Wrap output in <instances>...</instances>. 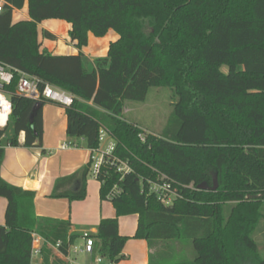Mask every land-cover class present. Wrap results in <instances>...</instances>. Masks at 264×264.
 Segmentation results:
<instances>
[{
  "label": "trees",
  "instance_id": "1",
  "mask_svg": "<svg viewBox=\"0 0 264 264\" xmlns=\"http://www.w3.org/2000/svg\"><path fill=\"white\" fill-rule=\"evenodd\" d=\"M0 1V62L13 78L5 87L12 113L0 130V170L5 148L19 147L21 134L23 147L41 146L45 102L15 93L23 72L73 95L64 108L70 140L96 149L104 128L116 142L114 156L131 169L123 179L112 166L102 170L100 200L118 190L109 199L115 216L99 221L90 256L122 261L127 238L117 221L135 215L133 238L151 247L147 264H264V0ZM24 6L29 19L12 24V10ZM53 19L70 25L78 49L89 32L113 30L119 38L94 62L81 53L52 56L39 51L37 24ZM153 87L176 96L161 136L124 118L125 103L143 102ZM89 168L58 178L50 198L84 200ZM159 176L178 192L172 206L141 192L139 177ZM214 177L215 191L199 189ZM0 198V264H31L33 234L44 242L40 264H69L47 246L60 242L59 253H68L76 237L68 220L38 217L35 193L2 177Z\"/></svg>",
  "mask_w": 264,
  "mask_h": 264
},
{
  "label": "crops",
  "instance_id": "2",
  "mask_svg": "<svg viewBox=\"0 0 264 264\" xmlns=\"http://www.w3.org/2000/svg\"><path fill=\"white\" fill-rule=\"evenodd\" d=\"M28 19L26 6L20 10H12V24ZM37 29V44L40 46V52L45 51L52 56H71L81 53L91 62L105 57L109 45L119 38L117 33L112 30L107 31L103 37H95L89 32L87 34V46L78 49L75 42L69 40L71 28L65 21L59 19L45 20L37 24ZM45 33L53 36L54 40L46 38ZM41 110L43 133L40 148L23 147L24 135L21 134L18 139L19 144H21L19 147L8 146L5 148L0 177L6 183L19 187L23 191L35 193L34 208L38 217L68 220L72 225L71 231L76 236L73 244L75 247L76 238L84 241L81 239V234L84 232L85 224L99 225L101 219L113 217L104 215L101 205L103 201L100 200L99 196V184L96 188L98 193L96 209L88 215H85V210H79L85 201L69 202L66 198H60L58 202L49 200L58 178L70 176L89 164L90 150L86 149L82 139L72 141L66 136V116L63 107L45 102L41 106ZM0 130L2 129L0 128ZM66 145H76V147L62 148ZM86 191L90 192L87 190V185ZM5 206L6 201L0 198V225L3 224ZM133 216L137 222V216ZM119 236L125 237L126 235L122 236L119 232ZM147 245L142 241H134L132 246L138 247V251L135 250L138 255L125 246L126 248L124 247L122 251L124 256L122 261L128 260L125 264H147L151 252V247ZM38 264H40L39 260Z\"/></svg>",
  "mask_w": 264,
  "mask_h": 264
},
{
  "label": "built area",
  "instance_id": "3",
  "mask_svg": "<svg viewBox=\"0 0 264 264\" xmlns=\"http://www.w3.org/2000/svg\"><path fill=\"white\" fill-rule=\"evenodd\" d=\"M2 8V2L0 1V12ZM1 14V13H0ZM19 81L17 83L15 93L21 97L28 98L37 103L47 102L54 105H58L63 108H68L72 105L74 97L70 94L53 88L47 83H45L41 78L35 76H30L25 73H19ZM12 73L10 67L2 62H0V128L4 129L7 125L9 117L12 113L11 111V102L8 95L5 93V87L12 83ZM141 137V136H140ZM98 141L100 144L105 145V149L101 150L100 145L96 149H90V168L89 174L92 175L93 179L98 181L99 177L102 175V170L106 166H112L115 169V172L123 176L130 173L131 169L128 164L124 161H120L117 157L114 156V151L116 147V142L112 140L108 131L104 128H100ZM73 146H64L62 148H73ZM137 181L140 183L141 192H148L149 194L155 195L158 202L164 206H172L174 199L178 198V192L176 188L172 187V184L166 181V177L159 176L156 178V181H151L150 179L144 180L143 178H138ZM118 193V190L113 188V192L107 196L108 199H111L115 194ZM81 239L84 240V247L81 250L82 253L91 255L92 247L94 245L93 234L91 235L88 232H82ZM32 248L30 251L31 264L35 260L40 261V249L43 246V241L36 235H32ZM60 242L54 246H48V249L52 251L56 256L62 257L67 263L75 264L71 260L70 254H76L77 250L72 245L68 249L66 255L59 253ZM96 264H103L102 258L96 259Z\"/></svg>",
  "mask_w": 264,
  "mask_h": 264
},
{
  "label": "rangeland",
  "instance_id": "4",
  "mask_svg": "<svg viewBox=\"0 0 264 264\" xmlns=\"http://www.w3.org/2000/svg\"><path fill=\"white\" fill-rule=\"evenodd\" d=\"M221 70L222 72L227 73L226 67H222ZM148 91L149 93L147 94V97L143 102L125 103L124 118L126 119L127 122L134 124L136 128H140L141 130L145 131L148 134H152L153 136L154 135L161 136L163 135L164 130L170 124L169 121L173 113V107H174L173 104L176 101V96L174 91L168 87H153ZM7 136H9V133H7ZM4 143H5V139L2 142V144ZM100 149L101 150L105 149V145L103 143L100 144ZM98 184L99 183L93 179L92 175L89 174L87 178V190L90 192L89 193L87 192L85 199L81 200V201H85V203L83 204V207L79 208V210H85V215L93 213L94 209H96L95 204H96V199H98V193L96 188ZM58 199L51 198L49 200H51V202H58L59 201ZM81 201H76V202H81ZM101 205L103 206V212L105 216L108 215H111V217L115 216L114 207L112 206L109 199L103 201ZM118 222H119L118 234L120 232L122 236L126 235L125 237L127 238L125 244L126 247H129L135 253V250L138 251V247L132 246L134 241L136 242L142 241L150 246V243L144 239L138 240L133 238L134 235L133 230L136 227V223H137L133 215L125 216L124 218L119 219ZM84 226H85V229L83 230L84 232H88L91 235L96 234L98 225L85 224ZM159 245L162 248L163 244L160 243ZM83 247H84V241L82 242L79 238H76L75 248L77 252L76 254L73 253L70 254L71 260L75 264H95L97 257L93 258L88 254L82 253L81 250L83 249ZM135 254L138 255L137 252ZM102 261L103 264H110L105 262L103 259ZM127 262L128 260H125V261H121L119 264H125ZM33 264H38V259L35 260Z\"/></svg>",
  "mask_w": 264,
  "mask_h": 264
},
{
  "label": "water",
  "instance_id": "5",
  "mask_svg": "<svg viewBox=\"0 0 264 264\" xmlns=\"http://www.w3.org/2000/svg\"><path fill=\"white\" fill-rule=\"evenodd\" d=\"M38 108H39V105L36 104L35 107L33 108V112H32V114L30 116V119L33 118V116H34V114H35V112L37 111ZM199 189L200 190H204V191L205 190L215 191L217 189L216 177H214V179H213V186H211V187H208L206 185L205 186H199Z\"/></svg>",
  "mask_w": 264,
  "mask_h": 264
}]
</instances>
